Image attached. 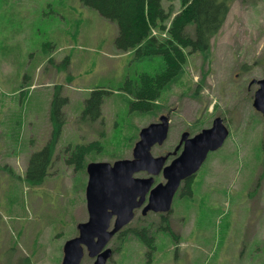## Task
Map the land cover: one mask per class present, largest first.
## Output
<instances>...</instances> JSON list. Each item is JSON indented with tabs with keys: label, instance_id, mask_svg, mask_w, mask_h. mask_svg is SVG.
Returning <instances> with one entry per match:
<instances>
[{
	"label": "rangeland",
	"instance_id": "obj_1",
	"mask_svg": "<svg viewBox=\"0 0 264 264\" xmlns=\"http://www.w3.org/2000/svg\"><path fill=\"white\" fill-rule=\"evenodd\" d=\"M172 4L178 11L183 0ZM0 9V264H62L64 244L89 217L87 165L132 158L141 129L169 113V137L154 155L216 115L230 133L200 168L192 193L175 199L174 233L159 230L166 226L160 215L138 211L128 225L152 224L154 247L132 234L114 237L109 245L119 250L107 264H264V118L251 83L264 77V0H235L211 48L188 56L149 112H131L132 97L120 87L142 71L159 72L164 60L119 50L115 22L80 0H0ZM101 87L111 93L91 121L86 100ZM56 92L68 98L65 124L50 173L31 185L28 160L51 137ZM95 140L102 149L85 167L67 163L75 144ZM82 262L93 263L87 253Z\"/></svg>",
	"mask_w": 264,
	"mask_h": 264
},
{
	"label": "trees",
	"instance_id": "obj_2",
	"mask_svg": "<svg viewBox=\"0 0 264 264\" xmlns=\"http://www.w3.org/2000/svg\"><path fill=\"white\" fill-rule=\"evenodd\" d=\"M82 4L97 10L104 18L115 22L118 35L115 44L119 50L130 51L139 57L159 55L165 66L157 73L142 71L136 79L127 78L120 87L130 95L131 112H149L162 96L165 88L176 79L184 69L188 56L197 52H207L211 48L212 38L222 29L232 3L235 0H183V7L176 11L173 0H80ZM165 2H170L168 6ZM1 16V9H0ZM157 30V34L153 33ZM163 32L166 35H163ZM111 91L104 87L96 88L86 100L84 116L96 121L102 115V104ZM68 98L56 92L52 102V134L45 146L33 152L28 160L25 180L28 184L43 183L50 173L57 144L65 124L61 104ZM100 140L81 142L70 149L66 159L75 168L85 167L88 155L100 151ZM189 188V184L187 185ZM191 193V191H190ZM159 230L174 231L168 220H163ZM126 231V232H125ZM133 235L146 243L152 250L156 242L149 224L138 223L122 232Z\"/></svg>",
	"mask_w": 264,
	"mask_h": 264
},
{
	"label": "water",
	"instance_id": "obj_3",
	"mask_svg": "<svg viewBox=\"0 0 264 264\" xmlns=\"http://www.w3.org/2000/svg\"><path fill=\"white\" fill-rule=\"evenodd\" d=\"M260 87L255 93L254 107L264 115V78L258 80ZM169 122L165 115L159 121L152 122L140 131V138L133 148L132 158L90 162L87 165L89 180L86 199L89 217L78 224L79 235L64 244L62 264H83L84 246L91 257L97 256L94 264H107L113 255L108 246L113 236L135 217V208L145 201L153 178L136 177L140 170L152 174L160 172L166 157L155 156L151 149L155 143L162 144L168 135ZM229 134L222 118H217L212 128L188 138L184 133L185 146L182 153L164 167L167 182L159 183L151 189L149 201L144 208L169 211L173 197L182 179L196 173L206 160L209 151L221 147ZM139 197V200H138ZM116 215L114 227L112 218Z\"/></svg>",
	"mask_w": 264,
	"mask_h": 264
},
{
	"label": "flooded vegetation",
	"instance_id": "obj_4",
	"mask_svg": "<svg viewBox=\"0 0 264 264\" xmlns=\"http://www.w3.org/2000/svg\"><path fill=\"white\" fill-rule=\"evenodd\" d=\"M262 78H264V77H262ZM259 79H261V78H259ZM259 79H253L252 81H251V83H255L256 85H257V88L255 89V93H256V91L258 90V88L260 87V85H259V83H258V80ZM255 93H254V98H255ZM253 102H254V100H253ZM260 112V111H259ZM261 113V115L263 116V118H264V115H263V113L262 112H260ZM162 115H165V116H167V118H168V122H169V130H168V135H167V137H166V139L164 140V142L162 143V144H159V143H155L153 146H152V149H151V151L154 149V147H156L157 145H163L166 141H167V139H168V137H169V134H170V130H171V116H170V113L169 114H162ZM217 118H222L221 116H214V120H213V122H212V124H211V126H209V127H205V128H201L200 130H198V132H196V133H190V131H188L187 129H184L182 132H181V134H180V138H179V140H178V142H176L175 143V145H174V147H173V149L172 150H170V149H166L161 155H155V156H164V157H166V160H165V163H164V165H163V168H162V170L160 171V172H158V173H156V174H152V173H150L148 170H140V171H138V172H136L135 173V176L136 177H140V178H149V177H152L153 178V183H152V186L150 187V189H149V191L147 192V194H146V198H145V201L143 202V204L140 206V207H137V208H135V216H136V214H137V212L138 211H140L141 212V214L142 215H144V216H146V215H149V214H155V215H160L161 216V220H162V222H163V220H168V222H169V214H171V212H173V205H174V201H175V199L176 198H178V197H183V196H185V195H187V194H189L190 193V191H191V193H192V182H193V180L196 178V175L198 174V172H199V170H200V168L202 167V165L205 163V161L207 160V158H208V156L211 154V153H213V152H215L216 150H218V149H215V150H212V151H209V153H208V156H207V158H206V160L203 162V164L201 165V167L199 168V170L196 172V173H193L192 175H190V176H188V177H186V178H184V179H182L181 180V182H180V185H179V187H178V189H177V191L175 192V195H174V197H173V202H172V206H171V209L169 210V211H167V212H163V211H154V210H149L146 214L143 212L144 211V208H145V206L147 205V203H148V201H149V196H150V192H151V189L153 188V187H155L156 185H158L159 183H166L167 182V179L165 178V176H164V172H163V170H164V167L165 166H167V165H169L177 156H179L181 153H182V151L184 150V146H185V139H183L184 138V133H186V132H188L189 133V135H188V138H190V137H193V136H195L196 134H198V133H200L203 129H207V128H212L213 126H214V122H215V120L217 119ZM222 120H223V124L228 128V126L226 125V123L224 122V119L222 118ZM159 121V120H158ZM228 130H229V133H230V129L228 128ZM229 135V134H228ZM87 169V168H86ZM88 173V172H87ZM189 184V188H187V185ZM138 200H139V197H138ZM135 218V217H134ZM115 221H116V215L112 218V222H111V228L112 227H114V225H115ZM161 225V224H160ZM159 225V226H160ZM167 225V224H166ZM127 226V225H126ZM134 226H136V225H131V226H129L128 225V227L127 228H129V227H134ZM149 226H153L152 224H149ZM163 226V225H162ZM171 226V224L169 223V227ZM125 227V226H124ZM123 227V228H124ZM120 229L114 236H113V238L114 237H116V238H120L121 237V235H122V232L125 230V229H127V228H125V229ZM172 229V228H171ZM78 235H79V229H78ZM77 235V236H78ZM76 237V236H75ZM112 238V239H113ZM111 241V240H110ZM110 243V242H109ZM108 246H110L111 248H112V250H113V255L116 253V252H118V250H119V247H117V246H112V245H109L108 244ZM86 253L88 254V256L90 257V259H92V261H93V263L92 264H94V262H95V260H96V258H97V256H95V257H91L90 255H89V252H88V250H87V248L84 246V256H83V259H84V257H85V255H86ZM145 254H147V256H149V254H148V252H146ZM113 255L111 256V257H113ZM110 257V258H111ZM110 258H109V260H110ZM83 259H82V261H83ZM108 260V261H109ZM83 263V262H82ZM84 264V263H83Z\"/></svg>",
	"mask_w": 264,
	"mask_h": 264
},
{
	"label": "built area",
	"instance_id": "obj_5",
	"mask_svg": "<svg viewBox=\"0 0 264 264\" xmlns=\"http://www.w3.org/2000/svg\"><path fill=\"white\" fill-rule=\"evenodd\" d=\"M165 35V33H163Z\"/></svg>",
	"mask_w": 264,
	"mask_h": 264
},
{
	"label": "bare ground",
	"instance_id": "obj_6",
	"mask_svg": "<svg viewBox=\"0 0 264 264\" xmlns=\"http://www.w3.org/2000/svg\"><path fill=\"white\" fill-rule=\"evenodd\" d=\"M126 232V231H125Z\"/></svg>",
	"mask_w": 264,
	"mask_h": 264
}]
</instances>
